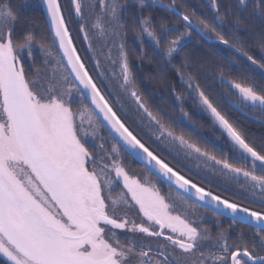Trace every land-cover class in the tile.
Returning <instances> with one entry per match:
<instances>
[{"label":"snow or ice","instance_id":"1","mask_svg":"<svg viewBox=\"0 0 264 264\" xmlns=\"http://www.w3.org/2000/svg\"><path fill=\"white\" fill-rule=\"evenodd\" d=\"M157 2L70 0L66 17L59 0H39L50 44L18 32L20 10L0 0V264H264V0H209L211 18L171 0L161 7L176 23L158 30L137 15ZM129 26L141 63L174 68L179 91L157 98L141 88ZM193 34L232 52L235 75L221 67L204 83L185 52ZM257 69L261 80L250 81ZM133 162L144 171L131 173ZM218 179L243 194L204 186ZM157 183L174 186L180 205ZM200 207L216 231L204 215L191 218Z\"/></svg>","mask_w":264,"mask_h":264},{"label":"trees","instance_id":"2","mask_svg":"<svg viewBox=\"0 0 264 264\" xmlns=\"http://www.w3.org/2000/svg\"><path fill=\"white\" fill-rule=\"evenodd\" d=\"M8 2H10L11 6L14 9L20 8L19 10L21 12V15L19 18V22L16 26L18 32L23 33L26 29L31 28L37 34L38 37L44 36L47 38L48 42L52 41L51 35H49L48 26L43 16V12L39 7L25 10L21 7V5L16 4L14 0H8ZM220 2L222 5L226 3H231L234 8L238 4V0H220ZM176 3L177 6L181 4L187 5L190 10H195L198 15L200 13L207 12V18H211V9L206 7L209 4V0H176ZM161 4L167 6L171 4V0H158V4L152 7L150 11L146 10L142 13V16L150 17L152 19L157 30L159 29L162 20L163 22L168 24L176 23V17L166 12L164 8L161 7ZM256 23H258V21ZM127 42L128 50L130 53V62L137 68H134V70L136 71V77L142 89H147L149 93H154L157 98L167 97L169 90L173 86H175L176 89L179 91L181 84L179 81V77L175 73L174 68L168 67L166 72H162L161 69L157 68L156 63L151 60H145L143 61V63H141V61L138 59L140 47H138L137 44L132 41V37L130 36H128ZM75 46L78 49V45L75 44ZM221 49H223L222 45L213 47L211 46L210 42L202 40L199 36H196L195 34H193L191 43L185 49V52H187L191 56V58L196 61V68L201 73V75H207L209 77L208 80L203 81L206 84H213L214 82L218 81L219 71L221 67L223 68L226 75L228 73H233V75H235L234 66L238 63V61L235 59V55L230 51H221ZM147 51L149 55H151V49L148 48ZM251 51L257 56L260 55L259 48L253 47L251 48ZM182 59V56H177L173 63L178 64L182 61ZM228 61H231V64H229ZM240 62L244 64L248 63L243 57H241ZM201 64H203V67H201ZM162 75L164 77L163 79L161 78ZM253 79L256 81L261 80L258 69L256 70V72L250 75L249 80L251 81ZM218 91L221 95H223V89H218ZM157 102L161 101L158 99ZM186 107L191 109V101L188 102ZM229 114L232 115L234 119H239L238 115L231 112L230 110ZM202 123L207 125V123H209V120L205 119L202 121ZM195 182L200 184V182H198L197 180H195ZM205 187L209 188L215 194L229 198L208 186Z\"/></svg>","mask_w":264,"mask_h":264},{"label":"rangeland","instance_id":"3","mask_svg":"<svg viewBox=\"0 0 264 264\" xmlns=\"http://www.w3.org/2000/svg\"><path fill=\"white\" fill-rule=\"evenodd\" d=\"M16 1L17 0H14V2L16 4L21 5V7L23 9H25V10L39 7V0H30V4L31 5H35V6H30V7H27V8H24L22 6L23 5V0H18L17 2ZM59 2L61 3L63 9L65 10V16L68 17L69 10L71 9L70 0H59ZM14 4H13V6H14ZM39 8L42 10L41 7H39ZM137 15L140 16V18L144 17V16H142V14H139V13H137ZM43 16H44V14H43ZM73 16H74V13H73ZM44 19H45V17H44ZM45 22H46V20H45ZM78 28H79V24H70V29L72 31L73 40H74L75 44L78 45V49L80 50L82 56H84L85 55L84 50L87 49V44L83 42V34L77 35V29ZM128 36L132 37V41L135 42L138 47H140L139 43L135 39L136 32L132 31L131 26H129L127 39H128ZM49 43L51 44V42H49ZM35 54H36V63L39 64L42 61L43 58L38 55V50H37V52ZM85 62H86V64L88 63L87 60ZM133 67L136 68V66H134V65H133ZM169 68H171V66H169ZM89 70L92 72L93 65L89 66ZM135 75H137L136 71H135ZM209 123H210V121H209ZM104 134L106 135V133H104ZM192 167L195 168V164L194 163L192 164ZM129 171L131 173H133V174H139V173H142L144 171V169L140 165H138V164L133 162L130 165ZM186 174L190 175V177L193 178L194 180H197L198 182L202 183V181L200 180L199 176H196L194 174H189V173H187V171H186ZM141 179H143L142 176H141ZM152 179H155V178L152 177ZM203 183H204L205 186H208V187L214 189L215 191L221 193L222 195H225V196H227L229 198H232V199H236V196L232 195L233 193L243 194V190L239 187V185H237L235 183L227 184V183L224 182L223 179L215 180V182L212 183V184H208L206 181L203 182ZM157 187L160 188L161 193L163 195L168 196L170 198L171 202H174L177 205H180V201L177 198L176 192L174 190L170 189L167 185H160L159 183H157ZM189 202L191 203V201H189ZM241 202L245 203L246 205H248L250 207H255L254 205L248 204L247 200H244V201H241ZM177 210L182 212L183 211V206L182 205L179 206ZM257 210H259L258 207H257ZM201 214L204 215L205 218L207 219V221H208V225L207 226H210L213 231H216L217 229L215 227V218H213L212 212L210 210H208L206 208H203V207H200V208H198L196 215L192 216L191 218L192 219H198V217ZM219 219L222 222V226L224 228H227V225H228V223H230V221L227 220L226 218L224 219L222 217H220ZM237 231H239V229H237Z\"/></svg>","mask_w":264,"mask_h":264},{"label":"water","instance_id":"4","mask_svg":"<svg viewBox=\"0 0 264 264\" xmlns=\"http://www.w3.org/2000/svg\"><path fill=\"white\" fill-rule=\"evenodd\" d=\"M157 4H158V2H157ZM42 11H43V14H44V17H45V20H46V13H45V11H44V9L42 8ZM47 25H48V23H47ZM48 28H49V25H48ZM57 47H58V45H57ZM171 189H173L174 191H175V188H174V186H172V188ZM215 194V193H214ZM190 201H192V202H195V198L193 197V198H191V200Z\"/></svg>","mask_w":264,"mask_h":264}]
</instances>
